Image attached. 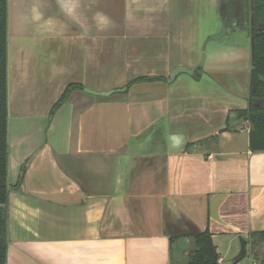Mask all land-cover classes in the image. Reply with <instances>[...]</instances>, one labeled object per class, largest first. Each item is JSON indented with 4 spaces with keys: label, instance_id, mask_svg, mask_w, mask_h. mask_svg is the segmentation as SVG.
I'll list each match as a JSON object with an SVG mask.
<instances>
[{
    "label": "crops",
    "instance_id": "crops-1",
    "mask_svg": "<svg viewBox=\"0 0 264 264\" xmlns=\"http://www.w3.org/2000/svg\"><path fill=\"white\" fill-rule=\"evenodd\" d=\"M73 1L68 16L57 7L51 32L31 24L9 43V97L16 91L19 104L41 111L11 112L26 153L8 163L5 264H188L192 236L205 230L219 264L257 233L234 264L257 263L264 151L249 149V97L235 107L202 93L249 59V45L228 32V9L222 34L199 42V22L167 21L171 0H121L120 15L76 13ZM178 68L193 75L170 82ZM69 85L79 88L53 110ZM85 87L126 89L94 96Z\"/></svg>",
    "mask_w": 264,
    "mask_h": 264
},
{
    "label": "rangeland",
    "instance_id": "rangeland-1",
    "mask_svg": "<svg viewBox=\"0 0 264 264\" xmlns=\"http://www.w3.org/2000/svg\"><path fill=\"white\" fill-rule=\"evenodd\" d=\"M13 1V0H12ZM17 1V0H16ZM21 1V0H19ZM107 2V3H106ZM113 3L114 6L109 5L108 3ZM24 4V2L22 1ZM73 7L74 12L81 14L83 11H103L106 14H121L123 10V4L121 0H74L73 1ZM169 10L166 11V18L169 23L174 25H179L182 29L184 28L183 25L189 24L191 22H199V42L200 40H203L206 35H208L211 32L219 31L218 27L223 22V17L221 16L218 9L212 5L211 3L205 1V0H171L169 5ZM116 8V9H115ZM15 11V13H18ZM116 10V11H115ZM39 14L40 18H43L39 21L38 26H43L47 24L48 32H51L50 25H53L55 27L56 24L62 19L60 10H58L57 6L52 5H43L39 8ZM25 18H18L16 20V16L13 17L11 20V28L14 30L16 28H20L22 25L23 28L29 26L31 24L34 25L33 19L31 20L30 17L26 12H24ZM64 15V14H62ZM66 16V15H64ZM68 16V14H67ZM246 23H243L241 27H233L230 31H228L237 41H242L244 46H248L249 41L245 39L244 37V31H246ZM178 31L182 35V29ZM15 34V33H14ZM30 35V34H29ZM18 39H16L15 35L8 36V42L11 43V45H14ZM8 52H9V44H8ZM14 52V51H13ZM202 56V53H201ZM251 56L249 55V59H246L245 62L241 65V70L239 72H236L235 78L231 79L224 78V79H210V85L211 88H204L202 93H208L206 96L209 98L211 102H214L217 104V102L221 103H229L230 105H233L235 107L244 106L246 104V98L249 97L248 93L250 90V78H251ZM219 83L217 85V83ZM48 96V95H47ZM234 96V98H232ZM21 97V95H20ZM51 100H53L55 97L54 95H49L47 97ZM11 100V110L9 108V101ZM19 101L25 102L24 100L19 99ZM35 111L40 112V109L32 110L27 107L25 103L19 104L17 101V93L12 92L11 98H8V112L11 116V112L15 113V115L22 116L26 115L27 113H35ZM234 113V112H232ZM14 115V116H15ZM235 114H233L234 116ZM13 116V114H12ZM20 118V117H19ZM22 118V117H21ZM50 118V115L48 116V119ZM15 128L11 127V132L8 136V142H9V156H8V163L11 165L14 164V166L17 165L19 162V155L20 153H26L25 151L21 152L19 150V144L17 145L19 141V137H17L15 134L17 133V136H20L19 134V127H17V132L13 133ZM40 136V134H39ZM38 139V135L36 132V129L33 127L31 132L28 135V141L31 142L32 146L36 145V141ZM18 146V147H17Z\"/></svg>",
    "mask_w": 264,
    "mask_h": 264
},
{
    "label": "trees",
    "instance_id": "trees-1",
    "mask_svg": "<svg viewBox=\"0 0 264 264\" xmlns=\"http://www.w3.org/2000/svg\"><path fill=\"white\" fill-rule=\"evenodd\" d=\"M253 4L255 24L262 25V30L254 35V60L251 71L255 74L257 84L254 90L250 86L249 105L245 110L244 118L249 123V149L257 152L264 151V0H253ZM74 88H79V86H67L53 106V110L67 98ZM7 120V5L6 0H0V264H5L7 261L6 205L9 194L7 191ZM256 236L259 235L252 234L247 239V244L251 241L254 245ZM192 240L194 250L189 257L188 264H219V256L211 242L208 230L194 234ZM250 250L252 255L257 256L252 246ZM256 264H264V251Z\"/></svg>",
    "mask_w": 264,
    "mask_h": 264
},
{
    "label": "water",
    "instance_id": "water-1",
    "mask_svg": "<svg viewBox=\"0 0 264 264\" xmlns=\"http://www.w3.org/2000/svg\"><path fill=\"white\" fill-rule=\"evenodd\" d=\"M22 1L24 2V4L22 3ZM220 2L219 3V9L218 11L220 12L221 16L223 17V22L219 25V27L221 29H224L226 28L225 25H224V20H225V16L227 14V9H228V1L227 0H219ZM243 4V6L245 5L246 6V1L245 0H242L241 2ZM6 5H7V42H8V36L10 35H15V37L19 36V32H20V29H22L23 25L19 28H16L15 30L13 28H11V20L13 19V17H17L16 20L18 18H25L26 15H24V12H26L28 14V16L30 17V19L32 20L33 19V23H39V21L43 18H40V14H39V8L43 5H52V6H55L57 5V7H59L64 14H68V10H67V0H6ZM250 6L252 7V2L250 4ZM17 9L18 10V13H15V11L17 12ZM244 14L246 16V12L244 11ZM234 23H235V20H232ZM231 21V22H232ZM31 24H32V21H31ZM30 24V25H31ZM228 25H230V20L228 21ZM232 26V25H231ZM222 30L219 29V32L218 34H222ZM15 33V34H14ZM8 44L7 43V71H8V65H9V56H10V53L8 52ZM251 59L253 60L254 59V44H253V38H251ZM204 55V53L202 54V56ZM203 60V58H202ZM193 70L192 69H187V68H178L176 70L173 71V73L170 75L169 77V81L172 82L174 80V76L176 74H186V75H189V76H192L193 75ZM197 79V78H196ZM250 84H251V87L252 89L254 90L255 87H256V77H255V74L253 72H251V78H250ZM126 88L123 87V88H120V89H111V90H107V91H97V90H94V89H91V88H88V87H85L83 88V91L87 94H91V95H94V96H108V95H111L115 92H120V91H124ZM8 98H9V85H8V74H7V112H8ZM51 118V116H50ZM10 128H11V116L9 115V112H8V120H7V142H8V136H9V133H10ZM170 140L171 139H174L173 138H169ZM181 140L184 141L183 137H181ZM179 149V148H178ZM177 148L175 147H172L171 148V152H175L178 150ZM8 156H9V142H8ZM7 169L9 170V167H7ZM7 191L8 193L10 192V183H9V173H8V176H7ZM10 242H9V239L7 240V256H8V252L10 250ZM246 245H247V240L246 239H242V243H241V249L240 251L232 258L228 259V260H225L223 262H221L220 264H234L236 263L237 261L241 260L245 254H246ZM19 247L22 248V249H27L25 246L19 244Z\"/></svg>",
    "mask_w": 264,
    "mask_h": 264
},
{
    "label": "flooded vegetation",
    "instance_id": "flooded-vegetation-1",
    "mask_svg": "<svg viewBox=\"0 0 264 264\" xmlns=\"http://www.w3.org/2000/svg\"><path fill=\"white\" fill-rule=\"evenodd\" d=\"M245 1H246V6L245 5L243 6V4L241 3L242 0H229L228 1L229 3L228 17L230 20V26L232 25L234 27H241L243 23H246L247 27H246V31H244L245 32L244 37L246 40L249 41L248 45H249V48H251L250 47L251 38H253V44H254V35L257 31L262 30V25L255 24L253 0H245ZM251 2H252V7L250 6ZM244 11L246 12V16L244 14ZM232 20H235V23ZM237 47H238V44H237ZM250 56H251V49H250ZM253 60L251 59V63ZM251 68H252V65H251Z\"/></svg>",
    "mask_w": 264,
    "mask_h": 264
},
{
    "label": "built area",
    "instance_id": "built-area-1",
    "mask_svg": "<svg viewBox=\"0 0 264 264\" xmlns=\"http://www.w3.org/2000/svg\"><path fill=\"white\" fill-rule=\"evenodd\" d=\"M252 264H256V263L253 262Z\"/></svg>",
    "mask_w": 264,
    "mask_h": 264
}]
</instances>
